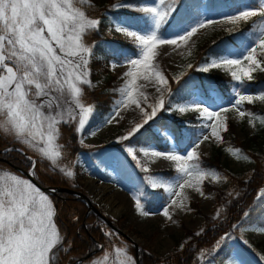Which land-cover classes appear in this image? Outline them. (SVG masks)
I'll return each mask as SVG.
<instances>
[{
	"label": "snow or ice",
	"instance_id": "obj_1",
	"mask_svg": "<svg viewBox=\"0 0 264 264\" xmlns=\"http://www.w3.org/2000/svg\"><path fill=\"white\" fill-rule=\"evenodd\" d=\"M175 2L153 0L152 4L137 7L127 0H118L112 5L114 9L144 13L148 21L143 31L132 30L122 22L111 29L131 38L136 45V54L135 58L125 57L122 62L128 66L123 76L124 83L116 90L122 99L106 122L111 123L119 115L121 107L131 105L144 115L143 123L135 125L128 135L122 137L123 140H129L139 132L157 116L158 111L169 110L164 99L165 92L171 95L168 79L154 63L159 46H186L200 29L216 23L235 25L248 23L253 17L260 19L253 21L238 49L211 58L198 69L205 73L219 69L230 74L234 82L230 106L214 110L202 101L175 106L181 113L189 110L198 112V118L203 121L201 127L208 130L200 133L186 154L140 147L146 161L142 163L137 159L133 146L126 148L144 173H149L148 164L157 159L168 161L174 167L177 175L171 181L155 175L144 177L151 188L168 193L170 199L162 206V212L152 213L146 209L143 192L138 191L132 196L139 216L161 214L170 221L172 214L169 208L186 207L185 202L189 198L184 193L185 188L204 195L202 187L205 180L219 182L227 179L213 169L202 167L197 151L200 144L210 138L223 143L221 132L228 130V124L227 117L222 114L234 110L241 120L247 117L253 126L256 122L264 126V116L244 107L245 104L264 103V90L258 93L249 91L253 74L264 72V0L242 3L238 11L225 15L221 21L199 18L175 37L165 38L160 30L168 22ZM94 8L92 0H0V138L19 143L41 160H47L53 170L58 169L66 177H73L75 173L70 166L61 163L65 156V146L58 143L62 137L61 127H74L81 135H95L94 131H86L95 105L86 104L84 100L85 88L95 87L90 79L95 45L88 44L86 37L98 31L102 23L101 19L88 15ZM117 66L112 65L113 68ZM140 80L154 82L156 91L160 93L157 102L149 105L150 112L141 107V99L146 102L147 96L140 90L144 87L138 83ZM80 143L83 144L84 140L81 139ZM12 150L4 149L5 152ZM227 151L237 160L250 159L238 148L229 147ZM28 159L32 161L29 175L34 176L36 160L31 156ZM56 215L53 201L31 180L0 169V264H59L60 254H67L70 245L64 246L65 237L55 223ZM252 230L264 233V227L254 226ZM106 235L119 238L118 234L111 232ZM100 247L103 255L92 259L90 264H136L126 247L113 246L111 251L104 249L103 245Z\"/></svg>",
	"mask_w": 264,
	"mask_h": 264
},
{
	"label": "trees",
	"instance_id": "obj_2",
	"mask_svg": "<svg viewBox=\"0 0 264 264\" xmlns=\"http://www.w3.org/2000/svg\"><path fill=\"white\" fill-rule=\"evenodd\" d=\"M250 2L251 0H176V9L168 22L162 27L160 33L164 35L172 34L194 23L201 18L200 9L205 4H208L210 12L214 15H220L231 8L239 7L242 3ZM88 14L102 21L99 30L86 37V42L88 44L93 43L95 50L100 56L99 59L94 61L95 65L107 63V61L114 59L116 54L122 50L133 49L130 43L110 38L108 28L120 18H124L131 26L140 27L142 21L137 15L127 12L111 13L106 6L99 7L96 5ZM259 19V17H254L248 23H244L234 30L214 32L194 52L191 61L192 67L187 68L178 78L168 73V87L171 89V95L165 92L164 99L165 107L169 110L158 111L157 116L152 121H149L147 125H144L139 132L130 137L129 140H126V143L137 146L155 144L160 149H168L169 138L163 134L168 131L174 136L178 149L180 151L186 150L197 135L198 122L200 120L197 119L196 115L187 119L179 118L174 110L175 106L183 104L197 95L204 96L208 102L214 105L219 103L227 104L232 101V86L234 82L230 74L219 69H212L207 73L198 69L211 58H217L226 55L229 50L238 49L241 40L251 30L253 21H258ZM111 82L112 79L109 80L106 86L99 89L85 88V102L95 105V112L90 119L89 127L101 123L112 109L114 95L111 91ZM249 89L252 92L264 90V72L254 74V80L249 82ZM245 105L252 112L264 116V108L259 105ZM169 111L172 112L169 113ZM61 132L62 137L59 143L65 146V156L61 162L62 165L65 164L71 167L73 160L80 152L95 153V150H99L98 155L102 152L107 153L104 150L109 145L102 148H88L81 144L74 127L62 126ZM9 143H11L10 139L0 138V149L9 145ZM14 143L22 152L13 149L10 152L1 153L0 158L5 160H0V169L7 168L16 172L13 165L30 169L32 161L28 157L31 156L36 159L35 174L43 185L64 186L81 190L72 177H66L58 169L53 170L47 160H41L32 151L23 149L22 145L15 141ZM229 147L240 149L243 154H247L252 159L253 169L250 175L234 171L223 163V151ZM115 157L118 158L120 167L123 157L119 156V154H116ZM97 159L95 158L94 164L97 166L98 171L101 172L105 168V164L100 159ZM200 163L202 167L213 169L221 176L227 177V185L225 187L205 182L208 190L216 192L218 198L217 206L220 210L217 217H215V210L206 217L208 240H213L214 237L217 238L225 234L223 232H227L229 227L242 221L247 212L249 213L247 215L248 220H251L254 212L257 213L256 216L264 214V200L260 201V199L257 202L260 192L264 189V126L260 124L252 135L245 139H240L236 129L231 124L223 134L222 145L210 156H202ZM141 174L146 176V173L142 171ZM106 177L109 178L108 175ZM132 186L137 191L143 192L147 210H157L167 200V195L163 189H152L146 182L138 183L137 185L132 184ZM51 198L54 201L57 213L55 221L65 237L64 244L70 245L67 254H60L59 264H72L90 251L98 248L99 244H103L104 249L111 250L113 246H120L124 240H127L103 222L94 212H90L87 215L88 206L84 201L76 199L68 193L52 195ZM258 220L259 217H257L256 221ZM109 232L118 234L119 238L115 235H106ZM188 233L191 241L183 248H179L180 241H178V247L167 256L156 257L140 249V264H194L197 252H193L192 244L198 243V248H207L213 245V241L203 243L202 241L206 240V237L204 239L203 237L200 238V235L194 234L192 230H189ZM258 245V252L264 263V245L263 243ZM129 251L135 255L133 247Z\"/></svg>",
	"mask_w": 264,
	"mask_h": 264
},
{
	"label": "rangeland",
	"instance_id": "obj_3",
	"mask_svg": "<svg viewBox=\"0 0 264 264\" xmlns=\"http://www.w3.org/2000/svg\"><path fill=\"white\" fill-rule=\"evenodd\" d=\"M92 2L99 7L106 6L111 11V13L127 12L137 15L139 19H141L142 24L140 25V27L131 26L130 24H128V22H126L124 18H120V20L114 21L113 24L110 25V27L108 28L109 37L120 42L130 43L133 46V49L122 50L121 52L116 54V57L114 59L107 61V63L97 65L94 64V61L100 58L97 51L94 49L95 58L92 59L90 63V79L95 85V87L93 88H103L108 84L109 80L112 79L111 91L114 95V101L112 103L111 111L106 115L105 119L101 123L93 127H89V125L86 126V131L88 133L94 131L95 135H81L77 133L79 141L83 139V145L88 148H102L106 145H109V147L107 146V148L104 150L107 151V153L102 152L100 155H98L99 150H95V153L80 152L73 160L71 168L74 171L75 175L72 177V179L76 182V185L81 188V190L79 191H82L84 193L88 192L93 197V194L91 192V187L93 184L99 187L108 186L109 189L105 192L103 199H108L107 201L109 202L113 200L114 206L121 209V213L117 216V220L115 221L116 225L126 235L132 237L137 242L139 249L145 250L146 252L153 254L156 257H163L172 253L178 247V241H180L179 248H183L184 246H186V244L191 241V237L189 236L188 231L192 230L196 235L197 233H200V238L203 237L204 239V237H206V240L202 241L203 243H209L213 241V245L207 248H198V243L192 244L193 252H197L196 262L194 264H208L209 261L210 264H264L262 261V257L258 252V244L263 243L264 245V233L252 230L254 226L264 227V214L262 216H260L259 214L258 216H256L257 213L254 212V216H251V220H248L247 216H245L242 221H239L238 223L234 224V226L229 227L227 232H223L225 234L220 235V237H214L213 240H208L207 238L208 233L206 227V217L214 212V210L216 211L215 217H217L220 213V210L217 206L218 198L216 192L208 190V188L205 186V182H209L219 187H225L227 185V181L225 179H222L219 182L212 181L211 179L205 180L202 187L204 195H201L194 189L185 188L184 193L189 198L185 202L186 207L184 209H178L175 207L169 208V212L172 214V221L168 220L161 214L150 215L148 217H141L137 214L134 207L135 202L132 196L138 191L134 186H132V184L137 185L138 183H144L145 175L141 174L140 167L137 166L136 162L131 158V155L126 152V148L130 146V144H127L126 140H123L122 137L128 135V133L135 127V125L142 124L144 115L140 111V109L135 107V105H131L127 108L121 107L119 109V115L115 116L111 123L106 122L107 119L114 114L113 110L117 108L120 100L122 99L121 94L116 91L123 85L125 79L123 78V76L124 73L128 70V66L122 62L125 60V57L135 58L136 45L132 42L131 38H128L122 33H117L111 29H114L116 24L122 22L125 26L130 27L132 30L143 31L147 28L148 21L144 13L135 11L133 9H114L112 5L117 3L118 0H92ZM127 2H130L138 7L140 5L152 4L153 0L138 2L127 0ZM175 9L176 3L174 5V10L172 11L168 20L171 18ZM200 10L201 18L203 17L221 21L225 15H230L238 11L239 7L231 8L228 11L221 13L220 15H214L212 12H210L208 4L203 5ZM243 24L244 22H240L235 25L229 23H216L207 28L200 29L188 41L186 46L176 48L172 45H161L158 47L159 54L157 55L154 63L159 66V70L164 73L167 79L168 73L178 78L185 72L187 68H189V65H191L192 56L198 46L205 40H207L210 35L219 30H234ZM181 30L172 34H160L165 38H173L176 35L180 34ZM113 64H117L118 66L113 68ZM204 65L205 64H202L201 67H203ZM138 83L144 85V87H142L140 90L143 91L147 96L146 102L141 99V107L144 108L146 112H150L151 108L149 107V105H153L157 102L158 98L160 97V93L156 91L157 86L154 82L149 83L140 80L138 81ZM249 91L251 93H258L252 92L250 89ZM198 101H202L205 106H210L212 109L216 110L219 107H229L233 99L228 104L219 103L217 105H214L213 103L208 102L204 98V96L197 95L193 99L185 103L193 104ZM86 104L89 103L86 102ZM255 104L259 105L261 108H264V103L257 102ZM244 107L246 109H249L246 105H244ZM174 110L176 111L178 117L181 119H187L196 115L197 119L200 120L198 122L199 128L197 130V135L193 139L191 146L186 151H179L174 136L169 132H164L167 133L168 138H171L169 139L170 146L168 149L162 150L156 145H131L136 149L137 159H139L142 163H146V161L143 154L139 151L140 147H151L159 151L175 150L181 154H186V152L192 148L193 143L200 137V133L208 132L207 129H203L201 127L203 121L198 118V112L189 110L181 113L176 110V107L174 108ZM171 112L172 111H169V113ZM222 115L227 117L228 128L231 124H233V128L236 129V133L240 139H245L248 136L252 135L260 125L259 122H256L255 126H253L249 123L247 117L241 120L234 110ZM224 133V131L221 132L222 137ZM11 144L16 145L13 140H11V143H9V145ZM221 145V142H218L212 138L204 141L202 144H200V147L197 150L200 154V159L202 156H210ZM116 154H119V156L123 157L120 167L119 160L115 157ZM95 158L100 159L101 162L105 164V168H103L101 172L98 171L97 166L94 164ZM33 159L36 160L35 158ZM222 161L225 165H227L234 171L242 172L246 175H250L253 169V161L251 158L249 159V161L237 160L234 156L231 155V153L227 151V149L223 151ZM148 167L150 171L149 173H146V175H155L169 181L173 180L177 175L171 163L163 159H157L154 163H149ZM1 169L10 170L7 168ZM10 171L12 173L20 175L23 178L28 179L24 175H21L13 170ZM107 175L109 176V178L106 177ZM166 195L168 197L167 201H169L170 197L168 193H166ZM262 195H264V189L260 192V196L257 199V202H259L260 199V201L264 200V198H262ZM48 196L53 201L51 195ZM176 199L179 201L180 198L177 197ZM162 206L156 211H149L152 213H160L162 212ZM247 214L249 213L247 212ZM257 217H259L258 221H256ZM126 239L127 240H124L120 246L126 247L129 250L131 249V247L134 248V243L130 240L132 242L131 243L127 237ZM64 246L67 245L64 244ZM197 248L198 250H196ZM108 250L111 251L110 249ZM130 254L134 257L137 264L135 255L131 252ZM102 255L103 251L101 250V252L96 253L94 256L90 257L88 260L81 264H90V261L92 259L100 257Z\"/></svg>",
	"mask_w": 264,
	"mask_h": 264
},
{
	"label": "water",
	"instance_id": "obj_4",
	"mask_svg": "<svg viewBox=\"0 0 264 264\" xmlns=\"http://www.w3.org/2000/svg\"><path fill=\"white\" fill-rule=\"evenodd\" d=\"M16 148V145H8L3 147L2 149H0V154L5 152L4 149L6 148ZM0 160H5L4 158H0ZM8 161V160H6ZM10 163V162H9ZM14 169L18 172H20L21 174H23L25 177H27L29 180L32 181V183H34L41 191H43L44 193L48 194V195H58L59 193H68L73 195L76 199H80L82 201H84L86 203V205L88 206V210H87V215L90 212H94L98 215V217H100L101 220H103L105 223H107L110 227H112L113 229H115L116 231H118L121 235L127 237L129 240H131L134 245H135V251H136V259H137V264H140V258H139V246L137 244V242L130 236L126 235L119 227L115 226V224L113 223L112 220H116L117 217L113 216L112 214H110L109 212H107L106 210H104L102 208L101 205L98 204V202L92 197L91 194L84 193L82 191H79L77 189H73L71 187H64V186H45L43 185L38 178L34 175V176H30L29 175V170H26L20 166L17 165H13ZM102 244H100L101 246ZM101 250V247L87 253V255L81 257L80 259L76 260L74 263L72 264H80L85 262L87 259H89L90 257L94 256L96 253H98Z\"/></svg>",
	"mask_w": 264,
	"mask_h": 264
},
{
	"label": "bare ground",
	"instance_id": "obj_5",
	"mask_svg": "<svg viewBox=\"0 0 264 264\" xmlns=\"http://www.w3.org/2000/svg\"><path fill=\"white\" fill-rule=\"evenodd\" d=\"M92 184V183H91ZM109 189L108 186H96L95 184L91 187V192L93 194L94 199L110 214L113 216H118L121 213V209L119 207L114 206V202L107 201L108 199H103L105 192Z\"/></svg>",
	"mask_w": 264,
	"mask_h": 264
}]
</instances>
